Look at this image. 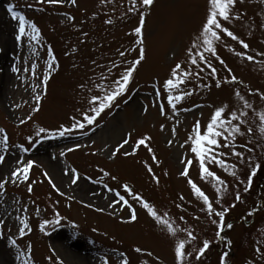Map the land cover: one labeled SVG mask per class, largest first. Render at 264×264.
<instances>
[{
    "label": "rangeland",
    "instance_id": "374dc122",
    "mask_svg": "<svg viewBox=\"0 0 264 264\" xmlns=\"http://www.w3.org/2000/svg\"><path fill=\"white\" fill-rule=\"evenodd\" d=\"M9 4L39 28L37 42L28 36L15 40L18 20L11 18ZM207 4L208 0H154L149 6L141 0L135 6L132 0H0V129L5 130L0 134L4 157L0 180L7 181L0 189V264H176L174 242L187 239L183 229L197 238L186 245L191 255L186 253L185 264H220L224 253H228L226 264H264V199L259 204L264 193H257L258 170L264 167V134L258 131L257 116L264 112L260 98L264 94V0H236L233 19L222 21L248 49L219 32L220 40L213 45L216 56L205 51L201 40L200 47L193 49L197 59L193 65L187 52L205 21ZM141 15L144 24L137 37L134 29L141 26ZM137 39L143 40L145 59L127 91L88 125L83 115L98 106V102L90 104L91 98L111 91L113 82L138 58ZM197 53H203L211 68ZM236 53L252 55L254 60ZM176 63L181 71L192 73L180 85L192 95L173 110L162 86ZM13 65L20 71L13 73ZM45 74L49 79L43 83ZM232 75L237 82H226ZM237 91L252 108H243ZM223 105H228L225 116L246 112L247 123L241 125L244 135H237L231 147L215 149L224 153L220 158L228 171L214 163L207 165L224 181L218 195L214 181L200 178L199 162L186 141L196 121L203 131L214 109ZM76 121L85 127L73 128ZM61 126L71 131L60 136ZM249 126L253 135L247 134ZM39 128L45 132L38 135ZM145 136L150 137L146 143L152 152L143 145L136 147ZM233 150L242 155L233 156ZM28 160L34 161L28 181L11 182V171ZM186 160L193 161L191 166ZM186 166L188 177L180 175ZM73 170L79 177L75 184ZM188 179L209 197L215 212L228 209L219 236L212 222L219 217L208 215ZM124 185L131 192L125 193ZM133 193L181 231L170 236ZM133 212L136 220L129 222ZM20 220L29 225L23 236ZM204 240L210 242L209 248L197 259Z\"/></svg>",
    "mask_w": 264,
    "mask_h": 264
},
{
    "label": "snow or ice",
    "instance_id": "6c2138e0",
    "mask_svg": "<svg viewBox=\"0 0 264 264\" xmlns=\"http://www.w3.org/2000/svg\"><path fill=\"white\" fill-rule=\"evenodd\" d=\"M61 0H48V3H59ZM72 3H75V0H71ZM103 2V0H102ZM136 0H132L133 6H135ZM141 3L144 6H149L154 3V0H141ZM236 3V0H208L207 4V10H206V18L205 21L202 23L201 29L199 30L197 37L195 41L192 43L191 47L188 49L187 55L189 57V62L193 65L197 64V59L194 58L193 55V49H196L200 47V41L202 40V43L204 45L205 51L211 53L213 56H216V48L213 46L214 42L220 40L219 32L224 33L227 37H230L233 41H239L241 46L244 49H248L249 45L245 43L243 40H241L238 36H236L232 31H230L227 27H225L222 24V21H229L230 19H233L231 16V10L233 9L234 5ZM15 5L9 4L8 5V12L11 14V18L13 20H18V34L15 36V40L17 42H20L22 37L28 36L30 37V40L32 42H37L40 38V30L36 26L35 23L29 22L25 19L24 15L19 14L14 10ZM133 8H130L129 11H132ZM238 18V17H235ZM111 22V21H107ZM144 24V18L141 15L140 19V25L134 29V32L137 37H140L142 35V26ZM30 30V31H29ZM136 43L138 45H141L139 49V56L137 59H135L132 64L122 73L121 77L118 80H115L113 83L115 84V87L111 91H105V94L100 96H94L90 100V104L96 105L98 102V106H94L91 108V114H84L83 120L88 124L92 125L93 122L96 120L97 116H99L105 109H108L112 106V102L117 99V97L124 95V93L127 91L128 86L132 80L134 72L137 70V66L145 59V49L142 47L143 40L137 39ZM48 54L51 57L52 56V50H48ZM239 56H242V58L247 59L248 61H253L254 57L252 55L244 56L243 53H236ZM121 56L124 55L123 52L120 53ZM196 55L199 56V60L204 63L207 62V58L203 55V53H197ZM54 59V58H53ZM221 64L224 62L221 60ZM51 65V62H49ZM36 64L33 63L31 65V71L33 76H35V70H36ZM208 67L211 68V64L208 63ZM181 64L176 63L175 66L170 71V76L163 82V92L167 94V101L168 105L173 109L176 110L177 106L180 104L181 101H183L186 97H190L192 95V91H183L180 88V85L185 84L188 80V78L192 75L189 71H181ZM29 69H25V71H28ZM11 71L13 73H17L20 71V69L13 65L11 67ZM212 74L215 75V69L212 68ZM49 79V76L47 74L43 77V83H46ZM231 83H236L237 78L235 75L231 76V81H226ZM217 87H220L219 82H217ZM156 96L160 98L162 96L161 91L156 92ZM235 96L239 98L240 100H243V108L244 109H250L253 107L252 104H250L247 100L244 99L243 96H241L240 92H235ZM261 99H264V94L261 95ZM35 99L37 102L40 101V96H36ZM228 108V105L218 106L214 109L210 116L209 122L206 124V127L202 131V126L200 121H196L192 127V134L189 135L188 141L191 143V152L195 154V160L199 162V176L202 180L210 178L212 181H214V187L216 189L217 194L219 195L224 189L221 187L224 185V181L213 171L209 169L207 166L208 164L214 163L216 166L224 168L225 171H228V165L225 162V160L221 159L220 157L224 155L222 152H216L215 149L223 148V147H231V141H235L237 138V135H244V133L241 131V125L246 124L247 120L244 119L247 116V113L244 111H232L230 115L225 116L226 110ZM185 111H189V109H184ZM165 108L164 106H160V114L164 115ZM258 116V131L261 134H264V112H259L257 114ZM238 122V123H234ZM21 123H24V120H21ZM73 128H80L83 129L85 127V123L81 121H76L73 126ZM163 127V126H162ZM71 129H65L63 126H61V129L59 131L60 136H64L66 132H70ZM4 129H0V134L4 133ZM44 128L38 129V135L40 133H44ZM173 133H175V129L173 130ZM247 134L253 135L254 129L253 127L249 126L247 128ZM8 136L5 134L3 135V142L6 145L8 142ZM150 139V137H143L136 141V147L143 145L147 147V150L149 152H152L151 147L147 145V141ZM221 140L225 141L223 144L221 143ZM128 140H124L123 144H127ZM172 142L169 141V144ZM123 144L121 147H123ZM69 151H72V149H69ZM130 153H125V155H129ZM233 156L240 157L242 154L238 151L233 150L231 153ZM116 153H113V156H115ZM153 160L156 159V157L153 155ZM4 157L0 156V162H2ZM193 163L192 160H186L185 164L188 166H191ZM34 161L28 160L26 164H24L22 167L18 166L15 170H12L10 173V180L11 182L15 183L16 181L23 180L28 181L29 179V170L33 167ZM256 167H259V165L253 167L252 169V175L255 174ZM151 171V169H149ZM231 175H235V172H231ZM47 175V174H45ZM105 176L108 175L107 172L104 173ZM181 176L188 177L189 176V167H185L183 171L180 173ZM79 179L78 175L75 174V171L73 170V178L72 183H77V180ZM115 179V177H113ZM153 179H157L155 176H153ZM251 177H249V180ZM188 184L191 187L193 193L196 195L198 199H200L203 203L204 209L208 213L209 216L215 214L217 217H219V221L213 220L212 222L217 225L218 231L216 233L217 236L220 235V231L223 230L224 224V215L225 212L228 211L227 208H225L223 211L215 212L213 208V204L210 202L209 197L194 183L191 179H188ZM7 181L0 180V189H3L5 187V184ZM49 183L52 184L53 182L51 179H49ZM53 187L55 185L53 184ZM28 192H32V185H28ZM125 193L131 192V189L128 188L127 185H124ZM248 189L245 188V191ZM135 199L139 200L142 204V207L147 209L148 214L158 223L163 224L167 232L170 236L175 237L179 231H181L180 228L174 227L173 223L170 222L167 219H164L161 215L157 214V211L154 210V208L144 200H142L140 197L135 196L133 193ZM121 201H124L125 204H127V201L124 200V196H120ZM183 199V197H181ZM235 199L238 201L240 199L239 194L236 195ZM219 202V201H218ZM252 213H249L251 215ZM164 216H167V213H164ZM182 219V218H181ZM136 215L133 212L129 222L135 221ZM46 223V222H45ZM20 224L23 225V227L19 228V234L23 236L25 234V229L29 227L28 222L26 220H20ZM229 228L232 227V225H227ZM41 231H44L45 224L40 225ZM187 233V239H176L174 242V255H175V262L176 264H185V255L186 253L188 255H191L190 252H187L186 245L192 242L196 241V237L194 236L193 232L188 229H183ZM10 243L15 244L16 242L14 240H11L9 238ZM210 242L208 240H204L202 243V246L198 248V251L196 252V257L199 259L201 255L205 253V251L209 248ZM137 252H140L141 249L137 248ZM259 251V249H257ZM228 256V253H224L220 257V264H226V257ZM25 264H27V261H25ZM105 264L107 262L105 261ZM123 264H128L127 261H124Z\"/></svg>",
    "mask_w": 264,
    "mask_h": 264
},
{
    "label": "trees",
    "instance_id": "16d2710c",
    "mask_svg": "<svg viewBox=\"0 0 264 264\" xmlns=\"http://www.w3.org/2000/svg\"><path fill=\"white\" fill-rule=\"evenodd\" d=\"M258 172H259V175H260V177H258V179L260 181H259L257 193L260 195V194L264 193V167L263 168H260L258 170ZM263 199L264 198H260L259 199V204H262Z\"/></svg>",
    "mask_w": 264,
    "mask_h": 264
},
{
    "label": "bare ground",
    "instance_id": "6f19581e",
    "mask_svg": "<svg viewBox=\"0 0 264 264\" xmlns=\"http://www.w3.org/2000/svg\"><path fill=\"white\" fill-rule=\"evenodd\" d=\"M69 256L70 257H72L74 260H76V261H78L76 258H75V256L72 254V253H69ZM78 263H82V264H85L84 262H80V261H78Z\"/></svg>",
    "mask_w": 264,
    "mask_h": 264
}]
</instances>
